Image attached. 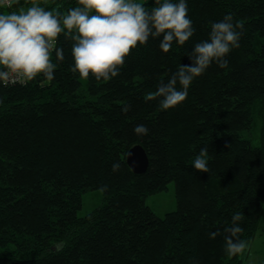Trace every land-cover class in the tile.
<instances>
[{
    "label": "trees",
    "instance_id": "16d2710c",
    "mask_svg": "<svg viewBox=\"0 0 264 264\" xmlns=\"http://www.w3.org/2000/svg\"><path fill=\"white\" fill-rule=\"evenodd\" d=\"M9 1L0 12L38 5L62 17L80 6ZM188 8L189 41L167 53L162 37L138 43L110 80L73 71L75 30H65L51 54L53 80L0 81V264H245L244 253L226 255L224 229L242 213L249 243L264 216V0H188ZM229 13L245 28L228 66L213 63L173 109L146 100ZM141 123L146 136L133 131ZM136 144L149 157L141 174L127 162ZM202 148L208 173L191 166ZM171 181L177 208L161 216L146 197ZM93 189L103 201L80 215Z\"/></svg>",
    "mask_w": 264,
    "mask_h": 264
},
{
    "label": "clouds",
    "instance_id": "9594fccd",
    "mask_svg": "<svg viewBox=\"0 0 264 264\" xmlns=\"http://www.w3.org/2000/svg\"><path fill=\"white\" fill-rule=\"evenodd\" d=\"M9 0H0V6ZM80 6L60 16L43 7L33 5L19 12H0V81L10 74L33 80L43 75L54 79L56 65L51 54L58 36L67 30H75L72 47L73 71L83 79L91 73L97 80L117 77L119 69L132 49L145 45L150 38H161L160 48L167 53L173 42L184 45L195 33L189 17L188 0H155L157 6L147 10L138 0H78ZM245 26L229 13L213 22L207 40L196 43L188 53L189 64H180L167 83L161 82L157 91L148 93L146 100L160 98L161 110H169L182 104L189 94L193 81L216 63L226 68V57L240 47ZM56 57L64 59L63 49L56 48ZM0 103H3L0 100ZM136 135L146 136L149 128L143 123L133 129ZM208 149L202 148L192 162L200 172H209ZM119 165H113L117 169ZM243 214L232 215L231 227L224 229L225 253L236 257L246 250L248 242L241 239L244 229L240 226ZM219 232L210 233L215 239Z\"/></svg>",
    "mask_w": 264,
    "mask_h": 264
},
{
    "label": "rangeland",
    "instance_id": "374dc122",
    "mask_svg": "<svg viewBox=\"0 0 264 264\" xmlns=\"http://www.w3.org/2000/svg\"><path fill=\"white\" fill-rule=\"evenodd\" d=\"M102 190H88L83 194V204L79 214L84 215L102 203ZM147 203L158 215L177 208L176 186L174 181L169 182L168 187L146 197ZM245 264H264V216L255 230L254 236L244 251Z\"/></svg>",
    "mask_w": 264,
    "mask_h": 264
},
{
    "label": "water",
    "instance_id": "95a60500",
    "mask_svg": "<svg viewBox=\"0 0 264 264\" xmlns=\"http://www.w3.org/2000/svg\"><path fill=\"white\" fill-rule=\"evenodd\" d=\"M127 162L135 173H144L149 167V157L141 144H136L127 153Z\"/></svg>",
    "mask_w": 264,
    "mask_h": 264
},
{
    "label": "built area",
    "instance_id": "2783aa9c",
    "mask_svg": "<svg viewBox=\"0 0 264 264\" xmlns=\"http://www.w3.org/2000/svg\"><path fill=\"white\" fill-rule=\"evenodd\" d=\"M10 3V1H9ZM25 77L22 76V75H18V74H10L8 80L11 81V82H17V81H21V80H24Z\"/></svg>",
    "mask_w": 264,
    "mask_h": 264
}]
</instances>
